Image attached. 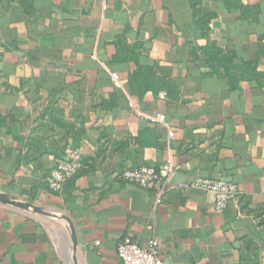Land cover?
I'll list each match as a JSON object with an SVG mask.
<instances>
[{
  "label": "crops",
  "instance_id": "crops-1",
  "mask_svg": "<svg viewBox=\"0 0 264 264\" xmlns=\"http://www.w3.org/2000/svg\"><path fill=\"white\" fill-rule=\"evenodd\" d=\"M68 145L83 168L55 193ZM165 164L161 205L120 179ZM196 179L239 196L217 212L181 188ZM125 239L165 264H264V0H0V264H123Z\"/></svg>",
  "mask_w": 264,
  "mask_h": 264
},
{
  "label": "built area",
  "instance_id": "built-area-1",
  "mask_svg": "<svg viewBox=\"0 0 264 264\" xmlns=\"http://www.w3.org/2000/svg\"><path fill=\"white\" fill-rule=\"evenodd\" d=\"M104 5V9H106ZM112 82L115 88L122 89L125 85L123 79L118 73H113ZM164 95V94H162ZM132 109H135L134 103H131ZM141 117L154 124H166V116L158 114L154 117H147L141 114ZM174 133L170 132V138ZM84 154L82 149L68 145L64 148L62 154L55 160V168L45 179L47 187L55 193H63L66 184L75 179L83 168ZM175 174V169L170 164L162 167H137L125 169L120 174V179L139 185L153 193L156 204L161 205L167 193L172 189L170 182ZM182 189L199 190L214 196V208L217 212H223L229 203L239 196L238 187L225 179H196L181 186ZM118 253L123 264H165L160 255V244L156 239L143 247L136 240L125 239L118 245Z\"/></svg>",
  "mask_w": 264,
  "mask_h": 264
},
{
  "label": "water",
  "instance_id": "water-1",
  "mask_svg": "<svg viewBox=\"0 0 264 264\" xmlns=\"http://www.w3.org/2000/svg\"><path fill=\"white\" fill-rule=\"evenodd\" d=\"M5 198H6V200L8 202H10L11 204H13L14 206H16V207H18L20 209H23V210H26V211H31V212H34V213L43 214V215L54 217V218L58 219V216L56 214L48 211L45 208H41V207L35 206V205H33L31 203H28L26 201H19V200L11 199V198H8V197H5ZM65 221L67 222V225L69 227L70 234H71L72 239H73L74 251L76 252L78 245H77V240H76L75 233H74V227L72 226V224L69 221H67V219H65Z\"/></svg>",
  "mask_w": 264,
  "mask_h": 264
}]
</instances>
